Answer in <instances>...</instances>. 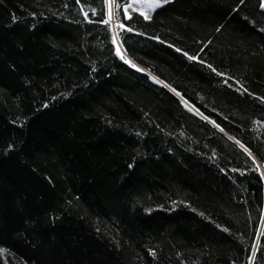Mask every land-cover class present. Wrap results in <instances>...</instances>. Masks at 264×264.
Listing matches in <instances>:
<instances>
[{"label":"trees","instance_id":"1","mask_svg":"<svg viewBox=\"0 0 264 264\" xmlns=\"http://www.w3.org/2000/svg\"><path fill=\"white\" fill-rule=\"evenodd\" d=\"M127 1L0 0V264H264V0Z\"/></svg>","mask_w":264,"mask_h":264},{"label":"rangeland","instance_id":"2","mask_svg":"<svg viewBox=\"0 0 264 264\" xmlns=\"http://www.w3.org/2000/svg\"><path fill=\"white\" fill-rule=\"evenodd\" d=\"M108 1V14L111 20L113 21L115 19V23H117V18H116V11L115 7L113 4V0H107ZM153 0H128L124 5L123 9L124 12L127 16H130L134 11L138 10L140 12H148L149 8H152L154 6ZM161 2V1H160ZM143 13V12H142ZM144 14V13H143ZM118 48L122 52V49L118 43ZM139 68H144L142 66H139L137 63H135ZM153 75V74H152ZM4 254L7 258V260L12 263V264H23L22 261L15 255L9 253L5 249L3 250Z\"/></svg>","mask_w":264,"mask_h":264},{"label":"crops","instance_id":"3","mask_svg":"<svg viewBox=\"0 0 264 264\" xmlns=\"http://www.w3.org/2000/svg\"><path fill=\"white\" fill-rule=\"evenodd\" d=\"M160 1H161V2H160ZM152 2L154 3V4H153L154 6H152V8H149V9H148V12H144V11H142L146 17H151V15H152V13H153V10H154L158 5L164 3L163 0H159V2H158V0H153Z\"/></svg>","mask_w":264,"mask_h":264},{"label":"snow or ice","instance_id":"4","mask_svg":"<svg viewBox=\"0 0 264 264\" xmlns=\"http://www.w3.org/2000/svg\"><path fill=\"white\" fill-rule=\"evenodd\" d=\"M158 2H159V0H158ZM163 2L164 3H166L167 2V0H163ZM131 29H129V31H130ZM118 51V54H119V50H117ZM177 51H180L179 49H177ZM185 55H187V53H185ZM122 59H123V57H121ZM189 59H194V57H189ZM126 63H130L129 61H125ZM139 70V69H138ZM237 143H239L238 141H237ZM245 151H249L248 149H245ZM250 155H251V153H249Z\"/></svg>","mask_w":264,"mask_h":264},{"label":"water","instance_id":"5","mask_svg":"<svg viewBox=\"0 0 264 264\" xmlns=\"http://www.w3.org/2000/svg\"><path fill=\"white\" fill-rule=\"evenodd\" d=\"M143 70H145V71H147V72H149V73H151V74H153L151 71H149L148 69H145V68H142Z\"/></svg>","mask_w":264,"mask_h":264},{"label":"built area","instance_id":"6","mask_svg":"<svg viewBox=\"0 0 264 264\" xmlns=\"http://www.w3.org/2000/svg\"><path fill=\"white\" fill-rule=\"evenodd\" d=\"M113 21H115V19Z\"/></svg>","mask_w":264,"mask_h":264}]
</instances>
